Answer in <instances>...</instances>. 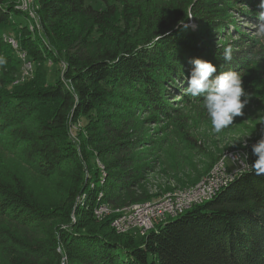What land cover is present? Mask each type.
Returning a JSON list of instances; mask_svg holds the SVG:
<instances>
[{"label":"trees","instance_id":"16d2710c","mask_svg":"<svg viewBox=\"0 0 264 264\" xmlns=\"http://www.w3.org/2000/svg\"><path fill=\"white\" fill-rule=\"evenodd\" d=\"M100 1L103 10L34 0L32 17L20 0H0V56L8 61L0 69V264H264V176L248 171L143 237L118 235L115 215L94 214L100 205L158 200L208 174L210 166L159 194L142 185L155 169L147 160L164 147L146 124L178 113L172 103L198 102L182 92L192 58L240 73L250 101L234 125L264 132V44L230 16L257 25L260 0ZM228 29L239 39L218 45ZM6 30L31 65L61 66L55 84L38 69L37 79L13 86L7 78L21 63ZM181 141L200 149L188 134ZM248 143L241 150L251 163Z\"/></svg>","mask_w":264,"mask_h":264},{"label":"rangeland","instance_id":"374dc122","mask_svg":"<svg viewBox=\"0 0 264 264\" xmlns=\"http://www.w3.org/2000/svg\"><path fill=\"white\" fill-rule=\"evenodd\" d=\"M84 1L87 6H91L96 10H103L105 8V4L100 0ZM20 9H23L22 11L28 15H30V12L32 11L35 14V11L31 6H29L27 10L23 7ZM230 16L235 20V23L232 24L234 27L237 25L247 26L248 28L243 31L249 37L257 39L264 44V36L257 35L256 23H251L253 21L234 12H231ZM19 21L22 24L27 23L30 28H33L35 25L31 23L30 20H27V22L24 20ZM5 35L7 43L17 51V56L21 63L18 70L7 78L11 79L13 86H24L30 79H37L36 72L38 69H44L49 83H56L57 78L61 75V66H51L50 64H46L41 67H36L34 64L31 65V63H28L27 58L24 57L22 53H19L15 42L14 32L6 30ZM236 39H239L238 33L234 30L228 29L225 35L218 38L217 43L218 45L226 44L227 42ZM43 76L45 78V74ZM261 79H264V77ZM171 105L177 108L178 113L162 117L163 123L161 126L146 124L144 127L145 134L155 135L157 139H164L163 150L159 153L154 152L152 158L147 160V162L155 166L153 173L148 175L145 184H142L149 194H159L166 189L175 188L181 181L185 182L186 178L192 177L194 171L203 173L208 166H210V169L208 170L209 172L206 177H208L212 171H215V169L220 171L226 166H232V161L235 160L233 158L234 154H242L244 152L241 150V141L246 139L248 142L255 143L260 135L264 134V132L261 133V126L258 129H253L259 134L251 136L249 130L243 129L239 126L237 127L234 124L232 127L223 130L220 134H216L212 131L206 113L201 106H199V102L191 100L188 103V106H186L184 102H175ZM145 117L147 116L141 115L138 119L144 120ZM246 121L247 120H245V122ZM246 125L252 126L249 123H246ZM80 126H82V124H80ZM159 128H161V130H159ZM78 132L79 128L73 131V135L77 136ZM187 134L196 145L200 146L198 151H191L187 148L185 142L181 141V139L184 138V135ZM248 136H251V138H246ZM212 158L215 160L217 159L216 162L211 163ZM176 190H181V188H177ZM171 192L173 191H168L167 193Z\"/></svg>","mask_w":264,"mask_h":264},{"label":"clouds","instance_id":"9594fccd","mask_svg":"<svg viewBox=\"0 0 264 264\" xmlns=\"http://www.w3.org/2000/svg\"><path fill=\"white\" fill-rule=\"evenodd\" d=\"M257 7V35L264 36V0H260ZM232 53V46H225L223 60L230 62ZM256 59L261 57L257 56ZM7 63V59L0 56V69H4ZM188 63L191 67L186 75V86L182 88L183 95L198 100L212 131L220 134L234 124L235 118L243 115V109L249 104L250 94L246 91L239 72L220 71L217 65L202 58H192ZM246 138L250 139L251 136ZM241 147H249L248 140H242ZM251 156L254 157L251 163L248 153H237L233 158L239 160L241 171L264 176V134L251 144Z\"/></svg>","mask_w":264,"mask_h":264},{"label":"built area","instance_id":"2783aa9c","mask_svg":"<svg viewBox=\"0 0 264 264\" xmlns=\"http://www.w3.org/2000/svg\"><path fill=\"white\" fill-rule=\"evenodd\" d=\"M244 172L247 171H241L239 160L235 159L232 161V166H226L220 171L215 169L197 185L164 194L158 200L136 203L117 209L100 205L94 212L95 218L98 221H103L110 215H115L111 222V228L116 234L143 237L160 224L178 217L193 206L211 201L239 174Z\"/></svg>","mask_w":264,"mask_h":264},{"label":"bare ground","instance_id":"6f19581e","mask_svg":"<svg viewBox=\"0 0 264 264\" xmlns=\"http://www.w3.org/2000/svg\"><path fill=\"white\" fill-rule=\"evenodd\" d=\"M33 5H34V0H20V7L19 8L23 7V8H25V10H27L29 8V6L33 7ZM30 15L32 17H34L33 11L30 12ZM23 56L26 57L25 55H23Z\"/></svg>","mask_w":264,"mask_h":264},{"label":"water","instance_id":"95a60500","mask_svg":"<svg viewBox=\"0 0 264 264\" xmlns=\"http://www.w3.org/2000/svg\"><path fill=\"white\" fill-rule=\"evenodd\" d=\"M216 196H217V195H216ZM216 196H215V197H216ZM215 197H214V198H215ZM214 198H213V199H214ZM213 199H212V200H213ZM208 202H209V201H208ZM204 203H207V202H204ZM204 203H202V204H204ZM202 204H198V205H202ZM198 205H195V206H198ZM195 206H193L192 208H194ZM192 208H191V209H192ZM191 209H190V210H191ZM188 211H189V210H188ZM186 212H187V211H186Z\"/></svg>","mask_w":264,"mask_h":264}]
</instances>
